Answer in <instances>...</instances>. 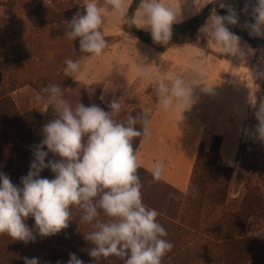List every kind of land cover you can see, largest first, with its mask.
<instances>
[{
	"label": "rangeland",
	"instance_id": "obj_1",
	"mask_svg": "<svg viewBox=\"0 0 264 264\" xmlns=\"http://www.w3.org/2000/svg\"><path fill=\"white\" fill-rule=\"evenodd\" d=\"M212 1L161 0V3L176 10L180 8L179 23H182ZM217 1L231 6L239 23L249 33L246 24L254 23L251 10L256 0ZM131 2L125 0L127 10ZM203 3L206 5L201 7ZM77 12L83 14V8L75 0H0V95L6 100L0 104V122L6 134L19 148L31 152L41 143L45 124L39 118L55 116V113L43 102H35L34 97L37 93L42 94V89L50 84L60 85L64 98L73 107L80 102L111 111L108 104L118 99L123 107L118 120L124 121L129 114L144 113L137 104L139 98L149 92L136 89L138 84L132 90L111 91L109 86L106 87L107 82H119L124 75L133 82L136 78L142 82L150 80L140 76L142 69L133 65L130 59L123 61L131 63L136 70L131 66L123 70L121 56L129 54L140 58L144 62L141 66L145 65L150 71L153 65L160 68L162 72L157 70L155 78L162 76L167 80L170 74H174L172 77L177 74L186 78L197 74L202 77L204 85L194 88L188 108L197 124L206 125L205 122L212 120L218 101L210 97L206 88L211 84L220 85L224 75L225 83L222 84L225 88L226 84L233 85L232 89L239 84L243 88H252L256 100L250 106L243 105L241 116L232 122L239 144L233 168L221 163L220 148L218 150L221 138L207 135L189 186L179 189L163 177L154 181L152 170L140 162L143 137L135 138L132 143L141 165L138 173L143 184L144 202L158 210V220L168 233L166 239L174 245L162 264H255L248 256L250 252L246 254L245 251L250 247L252 237L259 236L264 240V219L253 217L252 200H249L248 208L243 201L247 196V185H260L264 197V139L257 131L260 125L257 113L264 104V50L251 48L241 38L243 57L221 55L220 49L200 30L194 41L152 47L129 36L124 21L117 20L111 11L104 9L102 31L108 46L101 57L95 58L80 52L78 38L72 41L66 37L67 24ZM159 52L163 53L162 57ZM167 56L177 63H172ZM85 58L86 61H81ZM65 59L80 62L78 79L65 75ZM248 67L252 74H245ZM145 86L142 83V88ZM136 127L139 129L140 125ZM209 147V151H205L204 148ZM16 149L14 151L6 136L0 133V172L7 166L15 168L12 175L4 174L14 185L22 187L21 177L27 175L32 159L21 156ZM47 170L40 173L41 178L53 179L54 173ZM253 196L248 195L249 199ZM80 215L73 209V220L67 229L46 238L37 235L35 242L27 244L0 235V264H17L25 255L38 249L62 252L67 254V259L74 253L84 264H123L116 257L95 260L89 255L93 245L85 235L91 228L80 223ZM26 224L35 234L34 218L29 217Z\"/></svg>",
	"mask_w": 264,
	"mask_h": 264
},
{
	"label": "clouds",
	"instance_id": "obj_2",
	"mask_svg": "<svg viewBox=\"0 0 264 264\" xmlns=\"http://www.w3.org/2000/svg\"><path fill=\"white\" fill-rule=\"evenodd\" d=\"M75 3L82 6L83 14L77 12L72 17L66 37L72 41L78 38L80 52L95 58L101 57L108 46L102 31L104 9L129 28L149 32L153 42L161 45L169 44L173 25L180 22V8L167 7L161 0H139L131 15L125 0H85L84 3L75 0ZM220 7L227 8L228 15H211L200 31L220 49L221 55L243 57L241 37L227 27L238 23L236 11L223 2ZM251 11L255 22L246 24L249 35L264 39V0H256ZM64 64L65 75L80 73L79 61L65 59ZM140 76L153 81L159 105L164 110L170 109L174 101L187 110L194 88L203 84L199 74L193 78L179 74L167 80L162 76L153 78L146 67ZM34 100L51 108L55 118L43 126V139L33 148L34 159L27 175L21 177L22 187L0 172V235L25 244L35 242L37 235L54 236L69 227L76 209L81 213L80 223L91 228L85 238L93 245L89 255L95 260L116 257L123 264H162L174 245L166 239L168 233L158 220V210L144 202L138 173L141 165L132 143L135 138L149 135L148 115L129 114L124 121L118 120L123 111L118 99L108 104L111 111L80 102L73 107L57 84L44 87ZM257 119L260 121L257 131L264 139V104ZM49 153L56 158L46 163ZM164 168L162 162L155 164L154 181L162 179ZM44 169H50L54 178H41ZM29 217L34 218L35 234L26 224ZM69 255L67 264H84L74 253ZM24 261L39 264L38 258L25 257Z\"/></svg>",
	"mask_w": 264,
	"mask_h": 264
},
{
	"label": "crops",
	"instance_id": "obj_3",
	"mask_svg": "<svg viewBox=\"0 0 264 264\" xmlns=\"http://www.w3.org/2000/svg\"><path fill=\"white\" fill-rule=\"evenodd\" d=\"M196 14L194 13V15ZM159 53L160 57H162L163 53ZM129 55L126 57L121 56L120 65H122L123 70L129 66L132 67V64L136 65L140 70L145 68V65L141 66L144 62L140 58ZM166 58L172 59L170 56ZM125 59L132 60V64L124 62L123 60ZM86 60L85 58L81 61ZM171 62L177 63L174 58ZM132 69L136 70L133 67ZM157 70L160 71L159 73L162 72L160 68L153 65L151 69L153 78L157 76ZM206 74L209 76L208 73ZM245 74H252L249 67ZM172 75L170 74V78ZM72 76L78 79L77 77L80 75L73 74ZM223 79L222 83H225ZM135 80L133 82V79L130 80L127 77L125 79L124 75V78L119 82H107L106 87L109 86L111 91L119 88L132 90L135 89L134 85L138 84L136 89L149 92L145 96L140 97L137 104L148 115L150 121L149 135L142 138L141 154L139 155L140 162L145 163L151 170L156 163L162 162L165 166L163 178L179 189L187 188L198 155L203 148L204 140L207 135L211 134L220 137L222 140L219 152L221 163L225 167H235L239 144L236 142L238 136L232 130V122L233 119L241 116L243 105L250 106L253 100H256V93L252 94V88H243L240 84L234 89H232L233 85L226 84L225 88L222 83L220 85L211 84L207 87L210 97L218 101V105L216 104L217 108L213 110L214 116L212 120L210 118L205 122L207 124L204 125L202 123L197 124L191 111L189 112V109L184 111L175 101L170 109H162L151 79L143 82L139 78ZM142 83L146 85L143 88ZM194 123H196V126H194ZM204 149L209 151L210 147Z\"/></svg>",
	"mask_w": 264,
	"mask_h": 264
},
{
	"label": "trees",
	"instance_id": "obj_4",
	"mask_svg": "<svg viewBox=\"0 0 264 264\" xmlns=\"http://www.w3.org/2000/svg\"><path fill=\"white\" fill-rule=\"evenodd\" d=\"M138 4H139V0H132L128 8L129 15H131L132 12L136 10V7L138 6ZM213 12H217L221 16L228 15L227 9L221 8L220 3L217 0L212 1L193 17L187 19L186 21L182 23L174 24L172 39L168 45L176 44L179 42L194 41L198 34V31L205 24V22L208 20V18L211 16ZM253 22H255L254 19H253ZM227 27L229 28L230 31H232L236 35L241 36V38L251 48L256 49V50H260V49L264 50V39L250 36L249 33L246 32V30H244V28L239 23V21L236 25L228 24ZM125 31L129 36L149 46L157 47V48L167 46V45H161V44L154 43L151 38L150 33L147 31L136 29L135 27L129 28L127 25H125ZM4 102H6V100L1 99V95H0V104ZM54 118L55 116L47 115L43 118H39V121L42 123L44 121V124H46L47 122H49L51 119H54ZM0 133L6 136V139L11 143V148L14 151L17 150L16 149L17 147L19 149L21 156H27L28 158H31L32 160L34 159L31 151L19 148L17 144L9 138L1 122H0ZM219 148H220V143L218 145V150ZM55 158L56 157H54L53 154L49 153V156L46 157L45 162L47 163L49 159H55ZM23 166H25V164ZM7 167L8 168H6L2 173H6L7 175H12L11 173L15 170V168L10 167V166H7ZM49 170L50 169H48L47 171ZM246 191H247V196L245 197L243 203L247 205L246 208H248V202L249 200H252L251 210L254 212L253 217L259 218L260 220L263 221L264 219V197H263L261 186L260 185H247ZM249 194L254 195L252 199H249L248 197ZM45 251L46 250L44 249L43 251L38 249L36 252H31L25 256L26 257L28 256V258H38L39 264H67V261L69 260L67 259V254H63L62 252L58 253L54 250L47 251V252ZM247 252L248 253L250 252V254H248ZM245 253L248 254V256L250 257V260H252L253 263L255 262V264H264V240L260 238L259 236L252 237L251 245L248 249H246ZM17 264H25L24 258H22L20 262Z\"/></svg>",
	"mask_w": 264,
	"mask_h": 264
}]
</instances>
